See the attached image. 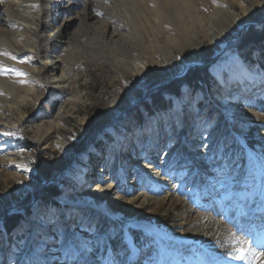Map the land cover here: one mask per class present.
<instances>
[{"label": "rangeland", "instance_id": "1", "mask_svg": "<svg viewBox=\"0 0 264 264\" xmlns=\"http://www.w3.org/2000/svg\"><path fill=\"white\" fill-rule=\"evenodd\" d=\"M86 1L101 17L107 16L103 4L116 8L110 0ZM219 4L196 0L207 26ZM245 5L255 10L251 26L226 55L215 57L208 40L194 56L187 44L184 50L173 47L179 59L174 66L161 59L165 68L138 79L121 76L112 59L101 61L87 49L70 53L56 46L57 62L68 74L67 83L56 88L44 69L47 55L17 56L11 63L1 55L0 77L23 86L19 96L28 97L31 104L20 107L0 101V264H34L30 249L47 237L64 244L62 264H264L259 255L264 252V45L252 59L240 49L252 32L264 31V0H248ZM229 8L245 17L240 6ZM141 9L147 10L142 5ZM228 22L220 16L215 31H231ZM54 30L48 28L49 33ZM191 58L194 63L186 70L180 62ZM233 58L256 78H232L233 70H238L229 65ZM31 67L39 71H29ZM193 70L203 74L197 86H184L178 98L162 92ZM252 87L260 90L249 92ZM131 92L138 99L126 109ZM234 93L252 113L241 127L237 115L224 106ZM0 96L18 97L2 87ZM156 97L166 107H157ZM116 105L120 112L107 119ZM37 127L42 130L37 132ZM215 130L219 137L206 142ZM175 144L178 150L166 157ZM126 155L157 158L149 171H135L131 192L123 182ZM76 160L101 183L108 173L126 200L143 195L167 199L136 215H112L102 207L73 202L67 192H78L84 181L72 170ZM55 187L60 191L58 201L47 204L42 197ZM218 224L238 237L233 245L221 236ZM72 228L79 233L73 236ZM238 255L244 259H235Z\"/></svg>", "mask_w": 264, "mask_h": 264}, {"label": "bare ground", "instance_id": "2", "mask_svg": "<svg viewBox=\"0 0 264 264\" xmlns=\"http://www.w3.org/2000/svg\"><path fill=\"white\" fill-rule=\"evenodd\" d=\"M110 1L113 8L116 7L117 10L105 7L103 4L101 8L107 15L103 17L89 9L90 4L86 0H10L4 4L0 3V57L5 54V59L11 63L17 56L47 55L48 61L44 69L47 70L46 72H50V78L54 80L56 88L60 87V84L67 83L68 78L63 64L57 62L60 57L57 55L56 46L65 47V50L70 53L87 49L95 59L101 61L112 59L118 65L117 72L121 76L138 79L145 73L165 68L161 59H165L169 65L174 66V62L179 59L173 47L184 50V46L187 44L191 55L194 56L200 53V45L208 40L213 44L215 57L226 55L230 45L251 26L250 15L255 11L254 9L249 10L248 5H245L248 0H217L220 4L213 9L215 14L208 17L211 26H207L206 20L196 7V0ZM141 5L142 8L144 6V9H147L145 12L142 11ZM230 6H240L245 17L234 14L230 10ZM123 14L126 15L127 22L124 21ZM220 16L227 17L229 20L228 28L231 31L228 33L215 31L217 25L215 21H218ZM120 19L124 22H121ZM76 25L79 28H76ZM53 26L55 30L49 33L48 28ZM74 28L76 32H72ZM201 34L204 35L203 38H201ZM161 37L165 39L164 42L161 41ZM232 60L233 63L229 65L235 64L236 69L238 68L236 72L235 69L233 70L232 78L239 80H242L243 77L256 78L248 71L243 62L237 58ZM193 63L194 58L187 62H180L185 69H189ZM29 71L37 72L39 70L37 67H31ZM218 75L222 76L220 70H218ZM32 77L38 79L37 75ZM45 77L47 78V76ZM36 80L32 84L34 87L37 85ZM0 87L6 92L9 91L18 96L13 99L8 96H0V101L14 103L15 106L18 104L20 107H27L31 104L28 97L19 96V92L24 90L23 86L0 77ZM259 90V87H252L248 91ZM128 97L131 103L126 106V109L138 99L133 92ZM224 106L230 114L237 115V124L239 123L240 127L244 126L248 118L252 117V113L245 110V105L238 99L236 93L232 95V102H226ZM119 110L117 105L111 107L109 110L111 113L107 115V119L113 120ZM36 129L37 132L42 130L40 127ZM218 137L219 131L215 130L205 140L213 142ZM201 140H197V145H200ZM177 150L178 147L175 144L165 154L166 157L173 156ZM156 159L153 157L147 160V158L138 156L131 158L127 155L122 158L124 162L122 170L125 175L123 182L130 192L135 183V171H149L156 165ZM80 163V160H76L72 165V170L80 172L84 180L81 189L78 192V189L68 191L66 194L67 199H71L73 202L90 205L91 208L102 207L112 215L127 213L136 215L145 206L153 204L152 208L154 209L167 199L165 197L149 200L146 195H143L126 200L119 196L118 186L114 180H111L108 173L102 178L101 183L92 178V171ZM218 226L223 230L220 233L221 236L227 237V241L230 240L233 245L238 237H234L235 234L232 235L226 226L220 224ZM213 227H210L211 231ZM79 231V229L72 228L70 232L75 236ZM216 233L218 234V232ZM64 247V244H58L51 237L41 239L35 247L30 249V252L33 253L34 264H62L61 252ZM7 248L8 244L6 243L3 250Z\"/></svg>", "mask_w": 264, "mask_h": 264}, {"label": "trees", "instance_id": "3", "mask_svg": "<svg viewBox=\"0 0 264 264\" xmlns=\"http://www.w3.org/2000/svg\"><path fill=\"white\" fill-rule=\"evenodd\" d=\"M261 44L264 45V31H262L261 33L252 32L248 36V38H246L243 44L241 43L240 49L245 52L247 51L248 56L252 59L253 54L255 53L256 50H258ZM202 76H203L202 72H200L199 70H193L190 75L186 76L183 80H180L177 85L164 86L162 92L178 98L182 95V88L184 86H188V87L197 86L200 83ZM158 100L159 99L157 97L154 100L155 104H158L157 107L159 105L161 107L162 106L166 107L165 101H158ZM44 194L45 195H43L42 197L43 201H47V204L51 205L58 201V198L60 196V191L55 187L48 189V191L45 192Z\"/></svg>", "mask_w": 264, "mask_h": 264}, {"label": "snow or ice", "instance_id": "4", "mask_svg": "<svg viewBox=\"0 0 264 264\" xmlns=\"http://www.w3.org/2000/svg\"><path fill=\"white\" fill-rule=\"evenodd\" d=\"M261 53L264 54V48L261 49ZM253 255H256V254L254 253ZM259 255L260 256H264V252L260 253ZM234 258L235 259H244V257L243 256H240V255H238V256H236Z\"/></svg>", "mask_w": 264, "mask_h": 264}, {"label": "water", "instance_id": "5", "mask_svg": "<svg viewBox=\"0 0 264 264\" xmlns=\"http://www.w3.org/2000/svg\"><path fill=\"white\" fill-rule=\"evenodd\" d=\"M186 70H187V69H186ZM186 70H185V71H186Z\"/></svg>", "mask_w": 264, "mask_h": 264}]
</instances>
